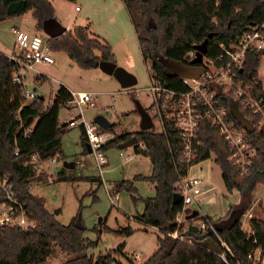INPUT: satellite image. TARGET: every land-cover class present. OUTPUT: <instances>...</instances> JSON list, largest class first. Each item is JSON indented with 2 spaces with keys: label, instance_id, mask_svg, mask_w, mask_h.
Returning a JSON list of instances; mask_svg holds the SVG:
<instances>
[{
  "label": "trees",
  "instance_id": "trees-1",
  "mask_svg": "<svg viewBox=\"0 0 264 264\" xmlns=\"http://www.w3.org/2000/svg\"><path fill=\"white\" fill-rule=\"evenodd\" d=\"M122 2L130 17L142 59L150 68V79H156L161 86L177 92L187 88L182 76L176 73V66L190 65L186 58L188 52H195V47L205 42L206 57L216 61L222 53L221 44L235 42L243 31L264 20L263 0H204L193 14H188L187 10L195 0ZM29 11L36 30H41L44 22L54 17V7L49 0H0V22ZM47 44L53 52L66 53L81 69L96 68L101 60L114 62L111 47L97 36H91L87 26L66 29L63 34L48 38ZM262 55L261 50H250L239 77L252 85L255 92L264 95L262 84L256 80ZM167 61L172 65L167 66ZM13 70L14 63L0 52V176L7 178L14 196L33 220V225L0 226V264H42L56 258L58 253L67 256L60 264H110L113 261L110 254H100L96 258L87 254L88 248L96 242L83 235L82 204L74 217L75 220L80 217V227L77 228L73 220L67 224L58 221L46 208L45 199L31 191L32 183L42 180L43 174L37 164L53 157H64L61 137L68 124L59 121L58 113L60 107L71 99V93L60 85L51 104L46 105L42 95L26 100L21 95L23 86L11 82ZM149 107L153 108L154 103ZM162 123L163 128L157 131L151 126L114 134L102 149L118 148L121 142L137 137L134 152L149 159L151 172L122 179L113 187L115 191L128 192L136 203L141 196L135 182L147 181L154 189V196L142 198L144 208L136 218L147 226L172 231L181 209V203L172 202L174 185L179 175L186 172L187 165L182 157V139L177 128L165 117ZM113 125L108 131H113ZM249 133L248 138L258 154L250 171L239 176L228 161V146L217 128L208 120L200 122L198 158L213 157L220 168L226 192H237L240 201L227 212L226 215H230L228 222L224 217L214 219L197 214L192 219H185L187 230L181 232L184 239L169 234L158 235L155 251L138 264H253L252 254L256 250L264 251V210H254L256 214L248 219L247 230L243 229L242 217L250 207L257 186H264V129ZM80 135L83 151H86V136L82 129ZM33 154L36 160H31ZM201 223L205 228L200 227ZM209 223L215 227V232ZM190 224L196 225L198 230L189 232ZM124 231L129 234L133 229L127 227Z\"/></svg>",
  "mask_w": 264,
  "mask_h": 264
},
{
  "label": "rangeland",
  "instance_id": "rangeland-1",
  "mask_svg": "<svg viewBox=\"0 0 264 264\" xmlns=\"http://www.w3.org/2000/svg\"><path fill=\"white\" fill-rule=\"evenodd\" d=\"M49 1L54 7V17L47 19L41 30H36L31 11L0 22V51L2 53H10L13 50L15 37L13 29L16 27L29 33L38 32L45 37L46 28L54 23L64 27L68 26L67 29L74 26H87L91 36H97L111 47L115 64L131 72L137 81L130 88H124L115 75L108 74L99 67L81 69L69 59L66 53L53 52L54 63L37 66L45 76L40 82L32 81L28 77L25 88L35 89L38 95L44 97L46 105L52 103L60 85L65 86L70 92L91 93V101L82 106L84 118L88 122L97 124L96 118L103 116L114 124L113 131H109L112 137L114 134L128 130H139L142 124L141 111L144 109L150 117L151 126L156 131L160 130L161 125L159 117L155 116V108L149 107L154 100L147 91L151 71L142 59L130 17L122 0ZM203 1L195 0L187 13L193 14ZM76 5L81 8L78 12L74 9ZM203 60L206 62L207 67L206 65L204 67L208 68V74L216 75L218 69L212 62H207L204 58ZM168 65H172V62L167 61ZM260 65L264 66V54L260 57ZM173 67L175 68V65ZM258 79L264 88V72L261 70ZM77 113L78 110L73 103L69 108L62 106L58 119L61 123L67 122ZM81 129L79 126L69 127L67 125L66 132L61 137L64 157H58L55 164L50 160L37 164V169L43 174L42 180L33 182L31 191L42 196L45 199L46 208L64 224L72 220L75 222L74 217L79 205L82 204L80 215L84 225L83 235L96 242L94 246L88 248V255L96 258L100 254H110L113 258L110 264H118V262L136 264L132 257L137 255L139 261L143 262L155 251L157 236L162 234L156 228H151L136 218L144 208V200L154 196V189L147 181H136L135 186L141 199L134 203L128 192L115 191L113 184L122 179H131L136 174H150L151 163L146 156L135 153L133 146L109 147L104 150L107 163L103 167V177L111 195H118L116 205L111 206L105 186L99 182L101 178L98 169L93 164L92 155L83 151ZM77 159L82 161V166L74 165L70 168L64 165V162ZM210 164L211 179L209 182L217 198L213 204L201 206L204 212L205 210H218L220 197L225 196L228 200L235 198V194L230 196L226 192L219 166L214 161ZM247 210H250L249 214L252 216L256 214L254 210H264L263 185L257 186ZM216 213H210L211 217H216ZM242 221L243 229L247 230L246 216L242 218ZM127 227L133 229L129 234L124 231ZM254 256L260 262H253V264H264V252L256 250ZM66 259V255L58 253L56 258H51L42 264H60Z\"/></svg>",
  "mask_w": 264,
  "mask_h": 264
},
{
  "label": "built area",
  "instance_id": "built-area-1",
  "mask_svg": "<svg viewBox=\"0 0 264 264\" xmlns=\"http://www.w3.org/2000/svg\"><path fill=\"white\" fill-rule=\"evenodd\" d=\"M74 8L79 10L80 6L76 5ZM14 35L13 50L5 54L8 60L14 63L11 82L23 86L22 97L32 100L38 94L35 89L25 88L27 78L40 82L44 76L37 66L54 63L53 52L47 44L49 37L47 35L44 37L38 32L29 33L20 29H14ZM220 48L222 53L216 59L218 63L203 55L199 64L203 69L202 74L197 79L182 77L183 83L187 86L185 91L177 92L167 89L156 79H150L147 87V91L154 99L152 103H154L155 116L159 117L161 129L163 117L171 120L177 128L182 139V157L187 165L186 172L179 175L174 185L175 192L182 196L181 209L175 217L176 228L170 231L165 227L151 226L162 234H169L176 239H184L181 232L187 230V226L182 223L183 215L189 214L194 209L200 211L202 205L213 203L215 199L216 192L209 182L210 162L213 161V157L198 158L201 148V141L198 138L200 122L208 120L217 128L228 146V161L236 168L239 176L250 171L258 152L248 138L250 133L238 119H245L253 129L251 133L264 129V95L255 92L252 85L239 77L248 52L264 48V20L243 31L235 42L228 45L221 44ZM196 53V49L195 52L187 53L186 58L190 61L188 66H193L191 61ZM203 58L207 62L211 61L218 69L216 75L208 74ZM260 70L264 72V66L260 65L257 69V81H259ZM70 93L72 97L64 105L69 108L72 103L75 104L78 113L71 117L67 124L69 127L82 128L89 148L88 154L92 155L93 164L98 169L101 184L105 186L111 206H115L118 195H111L103 177V167L107 159L102 146L112 136L98 124L88 122L84 118L82 106L91 101L92 94L85 91ZM14 153L17 154V151ZM36 158L34 154L31 156V160ZM50 161L55 164L57 158L53 157ZM73 163L82 166V161L79 159L74 160ZM5 225L27 227L33 225V220L27 216L23 205L14 196L7 178L0 176V226ZM200 227L205 228V224L201 223ZM209 227L212 231L216 230L210 223ZM134 259L139 261L137 255H134ZM252 260L260 261L255 258L254 253Z\"/></svg>",
  "mask_w": 264,
  "mask_h": 264
},
{
  "label": "water",
  "instance_id": "water-1",
  "mask_svg": "<svg viewBox=\"0 0 264 264\" xmlns=\"http://www.w3.org/2000/svg\"><path fill=\"white\" fill-rule=\"evenodd\" d=\"M66 27L62 26L61 24L54 23L51 24L48 28H46V33L49 38L56 37L58 35L63 34L66 31ZM197 50L196 56L194 59H192L191 64L193 66H183L179 65L176 66V73L182 77L197 79L203 72L202 67L199 65L202 61L203 55L206 54V48H205V42H203L200 45H197L195 47ZM261 53L264 54V48L261 49ZM98 67L108 73L113 74L115 77L120 81L121 85L124 88H130L132 85L136 83V77L129 71L117 66L115 62L105 61L101 60L98 62ZM142 114V124L141 128H150L151 127V120L150 117L145 113V111H141ZM239 123L247 129L248 132H252V127L245 121L244 118L238 119ZM96 122L100 128L103 130H107L112 123H110L107 119H105L103 116H98L96 118ZM138 143V139L136 136H132L131 138L121 142L118 145V148H125L128 146H133ZM88 148V146H87ZM89 151V148H88ZM73 164V162H72ZM65 166H71V164H68L67 162L64 163ZM182 200V196L178 192H174L172 195V202L174 204L180 203ZM198 214V211L194 209L191 213L187 214L185 216V219H192ZM74 225L78 228L80 227V217H77ZM198 227L196 225L190 224L188 226L189 232L197 231Z\"/></svg>",
  "mask_w": 264,
  "mask_h": 264
},
{
  "label": "crops",
  "instance_id": "crops-1",
  "mask_svg": "<svg viewBox=\"0 0 264 264\" xmlns=\"http://www.w3.org/2000/svg\"><path fill=\"white\" fill-rule=\"evenodd\" d=\"M75 9V8H74ZM81 10V8H79V10H75V11H80ZM68 27V26H67ZM66 27V28H67ZM75 27V26H74ZM73 27H69L68 28V30L69 29H72ZM14 29H17V27L16 28H14ZM14 29H13V33H14ZM1 52V51H0ZM53 52V51H52ZM5 54H8V53H5ZM41 71V70H40ZM43 73L44 72H42L41 71V74H42V76H45V75H43ZM152 104V103H151ZM161 130V129H160ZM106 131H108V129L106 130ZM129 131V130H128ZM109 132V131H108ZM111 136H112V134H111ZM84 152H88V148L86 149V151H84ZM73 162V161H72ZM72 162H67L68 164H71V166H68V167H70V168H72L74 165H76L75 163H73L72 164ZM65 163V162H64ZM100 181V180H99ZM211 185V187L213 188V186H212V184H210ZM214 189V188H213ZM230 196H232L233 194H235V198H232V199H230V200H228L227 199V197H225V196H223V198L222 197H220V201H219V206H218V210H205V212L203 211V210H197L198 211V214H203V215H209V216H211L210 215V213L212 214V213H216L217 214V216L216 217H213L214 219H217V218H225V220L224 221H229V216L230 215H226L227 214V212L229 211V209H230V207L232 206V205H235V204H237L238 203V201H239V196H237L238 194L236 193V192H233V193H228ZM216 196H215V199L213 200V203L214 202H216ZM222 199V200H221ZM213 203H210V204H205V205H211V204H213ZM193 211V210H192ZM247 211V212H246ZM244 213V215H243V217L244 216H246V218H247V221H248V219L252 216L251 214H249L250 213V210H246ZM187 214H184L183 215V225L184 226H187V225H185L184 224V221H185V216H186ZM242 217V218H243ZM262 252H264V251H262ZM133 259H134V257H132ZM134 262L136 263V264H138L140 261H136L135 259H134ZM260 262V261H259Z\"/></svg>",
  "mask_w": 264,
  "mask_h": 264
}]
</instances>
